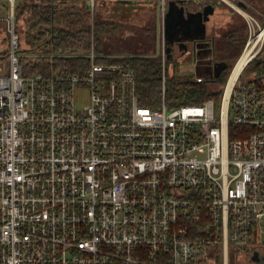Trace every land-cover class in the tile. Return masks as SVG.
Here are the masks:
<instances>
[{"label":"built area","instance_id":"obj_1","mask_svg":"<svg viewBox=\"0 0 264 264\" xmlns=\"http://www.w3.org/2000/svg\"><path fill=\"white\" fill-rule=\"evenodd\" d=\"M3 1L0 264H216L217 255L230 264L232 248L264 247V71L245 75L264 48L255 18L253 56L228 88L230 73L220 107L166 105L168 68L184 54L166 52L163 31L162 104L153 108L117 60L125 55L93 43L73 54L87 58L81 73L25 76L18 0ZM160 6L164 21L168 2ZM88 9L93 23L96 0ZM180 68L197 82L217 73Z\"/></svg>","mask_w":264,"mask_h":264},{"label":"trees","instance_id":"obj_2","mask_svg":"<svg viewBox=\"0 0 264 264\" xmlns=\"http://www.w3.org/2000/svg\"><path fill=\"white\" fill-rule=\"evenodd\" d=\"M248 2L252 6L248 11L253 13L255 11V15L264 23V0H248ZM213 4L208 20L210 29L208 37L212 39L217 73L212 79L202 82L189 78L184 80L169 78L165 93L168 107L198 104L209 99H213L216 106L220 107L230 73L246 43L248 27L241 15L228 4L220 0H214ZM224 12L233 21H229L227 26H216L217 18ZM15 21L20 36V61L23 73L27 77L37 73L47 76L56 72L81 73L80 68L87 66V58L73 54L90 52L92 43L95 52H111L124 40L128 42L122 44L128 46L131 52H150L154 49L153 37L150 34L142 36L133 25L116 20H105L97 14L92 23L88 0H33L32 2L21 0L15 7ZM3 25L5 26L4 23L0 26V44L6 46H0L2 47L0 63L5 62L8 54V36L6 26ZM129 31H133L134 36L125 38ZM35 53L42 55L32 56ZM68 53L70 54L65 56ZM117 60L124 62L135 71L137 94L141 104L153 108L160 107L163 96L160 58L131 53L118 57ZM257 71H264V48L245 69V73ZM235 128L237 127L231 129L232 135ZM236 253L241 254V251L232 248L230 264H235ZM215 257V263L222 264L221 256Z\"/></svg>","mask_w":264,"mask_h":264},{"label":"crops","instance_id":"obj_3","mask_svg":"<svg viewBox=\"0 0 264 264\" xmlns=\"http://www.w3.org/2000/svg\"><path fill=\"white\" fill-rule=\"evenodd\" d=\"M108 1L110 3L108 4ZM107 4L99 3V10L100 13L103 14L102 17L108 18V20H116L123 22L125 24L133 25L136 29L139 30L142 27V30L149 31L148 29L153 28V32L155 33L156 38L159 37V25L162 23V16H161V6L160 0H108ZM172 1L174 4L175 10H180L184 5L187 7L193 8L191 13L183 15V19L179 18L176 14H173V22H172V31L175 33V37H173L171 43V50L169 52H176L177 55L181 53H196V52H211L210 47H208L207 43H203L204 39V32L200 29L197 31L194 27L200 25L201 21H204L205 15L209 17L211 14H205L203 11L204 7H213L209 6L207 0H169ZM110 6V7H109ZM198 7L199 10H198ZM203 9V10H202ZM128 21H124L127 20ZM134 21V23L131 22ZM205 27H206V22ZM131 23V24H130ZM154 27H149L148 24H154ZM182 31H186L187 35H184ZM182 33V34H181ZM183 35L182 38L179 36ZM134 36L133 31H129L126 34L125 38H129ZM197 42V45L195 44ZM124 43V42H122ZM121 48H113L111 52H129L131 49L128 46L121 44ZM159 44L156 41V45L154 49L150 52H159ZM246 256L247 264H264V247H257L251 248L246 250L242 255H237L235 257L242 258ZM203 264H210L207 261ZM213 264V263H212Z\"/></svg>","mask_w":264,"mask_h":264},{"label":"rangeland","instance_id":"obj_4","mask_svg":"<svg viewBox=\"0 0 264 264\" xmlns=\"http://www.w3.org/2000/svg\"><path fill=\"white\" fill-rule=\"evenodd\" d=\"M19 1H21V0H18V2ZM22 1H29V2H32L33 0H22ZM107 1L108 0H96V2H97V9L99 8V3H103V4H107ZM167 1V0H166ZM221 1V0H220ZM222 2H224V3H226V4H228L231 8H233L234 10H235V12H237L238 14H240L241 15V18H243L245 21H246V23H247V27H248V36H247V40H246V43H245V45H244V47H243V49H242V52L240 53V56H239V58H237L238 60L235 62V64H234V68L232 69V71H233V73H234V69H235V67H236V65H237V63L239 62V59H240V57H242L243 56V54H244V52H245V50L247 49V47L249 46L248 45V41H249V38L250 37H254V35H257V34H254V30L252 31L251 30V28H250V25H249V23H248V21H247V19H248V17H253V18H255L256 19V21L262 26L261 28L263 29L264 28V23H262V21H261V18H259V16H256L255 15V11H254V13L253 12H251V11H247V9H244V8H242V7H240L238 4H236V3H234V1L233 0H224V1H222ZM110 3V1H108V4ZM160 3H161V0H160ZM6 4V2L5 1H3V0H0V16L1 17H3L5 14H7V10H6V7H5V9H4V5ZM110 7V6H109ZM258 13H260V12H258ZM264 13V12H263ZM97 15H102L103 16V14H101L100 13V10H99V13L97 12L96 13ZM95 16V15H94ZM238 16V15H237ZM104 18V17H103ZM239 19H240V17H238ZM105 20H108V18H104ZM119 21V20H118ZM124 21H128V18H127V20H124ZM231 22V21H233L232 19H230V17H228L226 14H225V12L224 13H222L221 15H219V17L217 18V25L216 26H221V25H226L227 26V24H228V22ZM131 22V21H130ZM218 22H219V24H218ZM2 23L3 22H0V26L2 25ZM131 23H134V21L133 22H131ZM130 23V24H131ZM149 25V27L151 26V27H154L155 28V23L154 24H148ZM4 26V25H3ZM208 26V31H207V34L209 33L210 34V29H209V25H207ZM5 27V26H4ZM164 28H165V22L162 20V23H160V25H159V37L158 38H156V36H155V33L153 32V28H150V29H148L149 31H144V30H142V27H140L139 28V31H140V34L143 36H145V35H148V34H150L152 37H153V39H154V42H153V44H154V46L156 45V41H158V44H159V47H162L163 46V42H162V38H163V31H164ZM256 31H257V33L259 32V30H258V26H256ZM253 33V34H252ZM260 33V32H259ZM128 34V33H127ZM259 36V35H258ZM135 38V37H134ZM1 42V41H0ZM123 42H128V41H123ZM141 43H143L142 41H141ZM121 42L120 43H118V45L119 46H116L115 47V49L116 48H121V49H123L122 47H121ZM2 45L3 46H6V44H3L2 43ZM1 44H0V46H2ZM2 46V47H3ZM2 47H0V51L2 50ZM132 51V50H131ZM131 51H129V52H118L117 54H120V55H130L131 53L132 54H139V55H150V56H159L160 55V52H131ZM211 53L212 52H197L196 54H194V53H191V52H189V53H185V56L184 57H180L179 59H178V61H177V57L174 59V61H173V63H174V66L176 67V70H175V72H172V71H170L169 70V68H168V79L170 78V79H174V80H178V79H182V78H184V77H188L187 75H183L182 74V72L180 71V67L181 66H183V67H185V68H188L189 66H192L193 68H194V71H195V74H200V75H202V76H205L206 78H208V75H209V73L213 70V68H215V70H216V67H217V65L214 63V62H212L211 61ZM174 54L175 55H177L178 53H176V52H172L171 54H170V56L171 57H173L174 56ZM237 54H238V52H237ZM239 55V54H238ZM178 56V55H177ZM195 57L198 59V63H196L195 62ZM7 58V57H6ZM160 58V57H159ZM161 60V59H160ZM252 61H253V59H252ZM252 61H250L249 63H251ZM4 63L5 62H3V63H0V71H1V69L4 67ZM248 63V64H249ZM248 64L246 65V68H247V66H248ZM220 65V64H219ZM220 66H222V65H220ZM247 74H250V73H245V75H247ZM238 76V75H237ZM230 87V86H229ZM205 260L204 261H201V262H199L198 264H203V263H205L206 261L208 262V263H210V264H212L211 263V261H212V258L211 257H205L204 258ZM246 260V259H245ZM247 261V260H246ZM246 264H247V262H246ZM249 264V263H248Z\"/></svg>","mask_w":264,"mask_h":264},{"label":"flooded vegetation","instance_id":"obj_5","mask_svg":"<svg viewBox=\"0 0 264 264\" xmlns=\"http://www.w3.org/2000/svg\"><path fill=\"white\" fill-rule=\"evenodd\" d=\"M208 1V4H209V6H211V7H214V4H213V1L214 0H207ZM221 1H224V0H221ZM234 1V3H236V4H238L240 7H242V8H244V9H247V11L249 10V8L250 7H252L250 4H249V2H248V0H233ZM199 8L200 7H198V10H199ZM169 9H170V7H169V5H168V7H167V12L169 11ZM181 9H183V13L185 12H187L186 14H188V13H191V10H193V8H191V7H189V6H183ZM204 9V10H203ZM202 10L203 11H205V9H206V7H204ZM213 10V9H212ZM185 15V14H184ZM209 20V19H208ZM208 20H207V22H206V28H205V32H204V39L202 40L203 41V43H207V45H208V47H210V50H211V52H212V49H213V45H212V39L211 38H209L208 37V34H207V31H208ZM164 22H165V20H164ZM165 28H166V25H165ZM182 33H184V35H187L186 33V31H182ZM181 33V34H182ZM165 37H164V40H165V49H166V52H168V49H169V47L171 48V44H169V42H168V38H167V36L166 35H164ZM180 38H182L183 37V35H180L179 36ZM195 44L197 45V42H195ZM161 50H162V47H160V49H159V52H161ZM197 53V52H196ZM211 61L212 62H214L215 64H216V62L214 61V57H213V52L211 53ZM243 259L245 260L246 259V256H244L243 257ZM245 262H247L246 260H245Z\"/></svg>","mask_w":264,"mask_h":264},{"label":"water","instance_id":"obj_6","mask_svg":"<svg viewBox=\"0 0 264 264\" xmlns=\"http://www.w3.org/2000/svg\"><path fill=\"white\" fill-rule=\"evenodd\" d=\"M174 3L172 1L169 2V11L167 12L166 14V17H165V25H166V28H164V31H165V35L167 36L168 38V42L169 44L172 43V40H173V37H175V33L172 31V22H173V14H176L179 18H182L183 19V9H180L179 11L178 10H175L174 9ZM212 12V8L210 9V7H207L205 9V14H210ZM189 15V14H188ZM209 19L208 16L205 15V18H204V21H207ZM204 21H201L200 22V25L197 26V27H194V29H196L197 31L200 29L202 32H205V22ZM177 34V33H176ZM171 50V48L169 47L168 49V53L171 54L172 52H169Z\"/></svg>","mask_w":264,"mask_h":264},{"label":"bare ground","instance_id":"obj_7","mask_svg":"<svg viewBox=\"0 0 264 264\" xmlns=\"http://www.w3.org/2000/svg\"><path fill=\"white\" fill-rule=\"evenodd\" d=\"M263 35H264V28L261 30V34H260L259 38H262ZM254 46H255V41H253V42H251L249 44V46L245 50L243 56L240 58L239 62L237 63V65H236V67L234 69V73H232V75H231V78H230V81H229V86H231L233 84L235 78L240 73V71L242 70L243 66L251 58V55L253 54L252 50H253ZM228 88H230V87H228Z\"/></svg>","mask_w":264,"mask_h":264}]
</instances>
